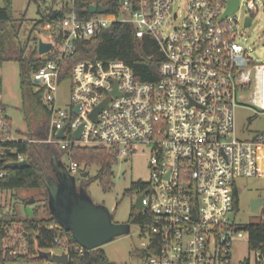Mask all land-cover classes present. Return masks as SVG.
<instances>
[{
  "label": "built area",
  "instance_id": "built-area-1",
  "mask_svg": "<svg viewBox=\"0 0 264 264\" xmlns=\"http://www.w3.org/2000/svg\"><path fill=\"white\" fill-rule=\"evenodd\" d=\"M52 1L45 6L65 12L61 19L44 24L47 39H40L53 44L43 55L55 56L32 74L35 91L43 93L51 112L49 135L41 141L68 151L62 160L74 176L89 171L85 163L71 159L73 146H103L118 160L139 144L150 146L151 180L138 190L144 194L141 211L151 217L140 226V258L145 264H235L234 241L245 234L249 239V224L235 222L237 181L264 177V133L242 139L237 127L239 95H249L250 108L264 113V62L240 42L244 0L229 14V0H187L176 24L169 20L176 0H96L80 7L82 0ZM246 2L248 10H258L254 0ZM90 5L107 9L92 12ZM118 23L133 24L138 37L157 40L164 57L159 79L137 80L121 60H82L69 78L72 103L68 109L57 107L63 62L74 52L75 42ZM252 23V16L246 15L244 26ZM56 35L60 42L55 43ZM14 133L3 103L0 71V220L14 213L11 190L2 185L9 176L6 164L27 160L11 143L31 141ZM22 245L10 249L0 243V252L23 254ZM49 249H59L56 254H67L68 264H77L61 237ZM84 250L88 249L81 246L76 251ZM253 251L255 264H264V254Z\"/></svg>",
  "mask_w": 264,
  "mask_h": 264
},
{
  "label": "trees",
  "instance_id": "trees-1",
  "mask_svg": "<svg viewBox=\"0 0 264 264\" xmlns=\"http://www.w3.org/2000/svg\"><path fill=\"white\" fill-rule=\"evenodd\" d=\"M85 1V2H84ZM96 0H82V3ZM102 3H112L114 0H97ZM55 4V0L52 1ZM40 22L61 19L65 9H57L53 5L39 6ZM88 13L87 11H85ZM13 0H4L0 6V66L4 61H18L20 64V87L22 93V110L26 123L25 136L31 141H19L11 143L27 158L29 166L21 169L9 168V176L3 180L2 185L11 190L37 189L40 190L46 200L45 206L48 216L26 217L19 219L0 220V243L3 247L15 249L26 241L27 251L23 254L12 255L8 251H1L2 264L11 261H34L37 248L45 249L54 245L57 237H61L64 245L70 250L72 263L77 264H114L102 247L84 250L81 254L76 250L81 245L74 239L72 233L63 228L52 215L48 207V190L45 176L54 175L51 159L53 155L63 158L68 152L55 143L41 141L49 135L51 112L43 99V93L35 91L32 74L41 67L49 58L55 55H39L38 42L34 48H17L16 44L4 47L2 36L9 30H14V36H18L19 28L15 26ZM60 37H54L55 43L60 42ZM164 57L157 40L152 36L138 37L133 24L118 23L110 28H105L92 38L75 42V50L66 56L61 70V82L72 76V69L76 63L82 60H121L127 63L133 70L134 76L140 81H157L160 77L159 66ZM71 159L85 163L88 167L95 166L97 172L94 176L84 180L82 186L88 187L93 180L100 181L103 189L109 191L113 185L115 176L114 167L119 163L116 154L103 146H73L70 150ZM15 157H8L11 161ZM89 176V172L88 175ZM146 184L139 180L131 183L125 190V195L138 191ZM238 208V195L235 197V210ZM37 211V208H36ZM264 211V208H263ZM151 217L147 210L141 211L132 208L129 223L143 225L148 223ZM51 226H54L51 228ZM248 246L250 250L261 251L264 254V219L249 224ZM141 255V252L139 253ZM249 264V261H247Z\"/></svg>",
  "mask_w": 264,
  "mask_h": 264
},
{
  "label": "rangeland",
  "instance_id": "rangeland-1",
  "mask_svg": "<svg viewBox=\"0 0 264 264\" xmlns=\"http://www.w3.org/2000/svg\"><path fill=\"white\" fill-rule=\"evenodd\" d=\"M187 0L175 1V13L169 16L176 24L180 19V10L184 9ZM240 11L242 22L240 24V33L242 37L240 42L244 44L248 53L258 62H264V0H254L258 5V10H248L246 2ZM61 2V0H57ZM51 0H13V11L15 16V26L19 29L18 36H14V30H9L2 36L4 47L16 44L17 48L25 47L26 52L29 48L36 46L40 38H46L44 24L40 22L39 6L44 7L50 4ZM3 0H0V6H3ZM177 15V16H176ZM251 15L253 23L251 26H244V18ZM176 18V19H175ZM173 25H170L169 31ZM38 47V45H37ZM2 75V94L3 103L6 106L7 115L11 119L12 127L15 131L14 136L25 138L26 123L22 110V93L20 87V64L18 61H4L1 66ZM35 89V87H34ZM249 95H239V106L237 108V127L238 135L242 139L252 138L257 134L264 133V113L256 114L250 108ZM71 101V80L67 79L60 83L56 91L57 107L68 109ZM17 150V149H15ZM152 149L148 145L139 144L135 150L125 159H120L114 167L115 176L111 190L105 191L98 180H93L87 187V190L95 203L106 205L113 213V219L116 222H129L130 213L133 207H136V200L139 196L138 191L125 195V190L131 186L132 182L151 180L152 168L150 159ZM89 176L83 177L81 173H76L77 184L82 182L97 172L95 166L88 167ZM240 188L238 195V208L235 210V222L239 225H248L259 222L264 219L263 208L255 212L251 208V199L255 197H264V177L240 178L237 181ZM11 190V189H10ZM13 195L12 207L14 213L12 217L19 219L26 217L48 216V210L45 206L46 200L43 193L37 189H19L11 190ZM31 198H35V203L28 204ZM37 208V211H36ZM137 208V207H136ZM141 227L131 223L129 234L117 236L113 240L103 244L101 247L107 253V256L114 264H145L140 258L138 249L141 248ZM21 252L25 253L26 241L22 240ZM59 249H40L37 248L36 256L39 258L34 261H11L6 264H57L50 255L56 254ZM234 263L241 264L249 261L255 264V253L249 249L247 235L234 241L233 247ZM138 254V255H137ZM62 264V263H59Z\"/></svg>",
  "mask_w": 264,
  "mask_h": 264
},
{
  "label": "water",
  "instance_id": "water-1",
  "mask_svg": "<svg viewBox=\"0 0 264 264\" xmlns=\"http://www.w3.org/2000/svg\"><path fill=\"white\" fill-rule=\"evenodd\" d=\"M239 7V0H229V7L226 14L235 11ZM90 11H105L106 6L90 5ZM247 23H251V18L247 19ZM51 42L43 39L38 41V52L43 55L51 50ZM37 82V80L35 81ZM117 94V92H115ZM98 107L93 112V117L100 109L107 104ZM77 110V108L75 109ZM64 125L58 132L57 136L64 137ZM81 128L76 131L75 135L80 136ZM54 175L45 176V183L48 190V207L52 215L57 219L58 223L70 231L74 239L84 248L91 250L101 247L103 244L113 240L117 236L129 234L131 224L129 222H116L113 219V213L104 204L95 203L90 196L88 190L84 186H78L76 177L69 171L61 158L56 155L51 159ZM11 169H21L29 166L27 160L21 162H9L6 164ZM88 172H84L86 177ZM144 194H140L136 200L138 210H143L145 205L142 202ZM35 203V198H31L28 204ZM264 205V197H255L251 199V208L255 212L260 211V207ZM234 214H232L233 216ZM243 227V226H241ZM50 257L57 262L65 264L69 263L67 254H51ZM247 264V263H244Z\"/></svg>",
  "mask_w": 264,
  "mask_h": 264
},
{
  "label": "flooded vegetation",
  "instance_id": "flooded-vegetation-1",
  "mask_svg": "<svg viewBox=\"0 0 264 264\" xmlns=\"http://www.w3.org/2000/svg\"><path fill=\"white\" fill-rule=\"evenodd\" d=\"M78 186H82V184H80V185H78ZM263 207H264V205H262V206L260 207V210H261Z\"/></svg>",
  "mask_w": 264,
  "mask_h": 264
}]
</instances>
